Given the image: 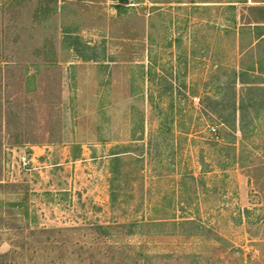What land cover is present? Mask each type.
Segmentation results:
<instances>
[{
	"label": "rangeland",
	"instance_id": "374dc122",
	"mask_svg": "<svg viewBox=\"0 0 264 264\" xmlns=\"http://www.w3.org/2000/svg\"><path fill=\"white\" fill-rule=\"evenodd\" d=\"M0 264H264V0H0Z\"/></svg>",
	"mask_w": 264,
	"mask_h": 264
},
{
	"label": "trees",
	"instance_id": "16d2710c",
	"mask_svg": "<svg viewBox=\"0 0 264 264\" xmlns=\"http://www.w3.org/2000/svg\"><path fill=\"white\" fill-rule=\"evenodd\" d=\"M252 72H255V69L252 70L250 69ZM247 74L246 70L245 69H240L237 73V77H238V81L241 83V84H245V81L243 79V77ZM255 76V75H254ZM247 90V91H253V90H256L254 89L253 87H246L244 89V91ZM200 106L203 108H206L203 104V101L200 103ZM238 123H239V131L241 132L243 130V119H244V113H243V108H242V105L241 103L238 105ZM225 111V107L220 105L219 103L216 104L215 106V109L211 110V111H208L209 114H207V116L210 118V116H213L214 119L218 120L219 121V124H221L222 126H224L225 128L227 129H230V128H234V125L231 123H229L224 117H223V112ZM212 112V113H211ZM234 109L232 110L231 114L233 113V116H234ZM234 119V117H233ZM215 137L217 136L216 134L214 135ZM220 138V137H219ZM112 157H111V161L112 163H116L119 159L118 157L115 155V153H112L111 154ZM115 176H116V173L115 171L112 170L110 171V187H109V198H110V201L111 202H114L116 200V192H115V186H113V182H115Z\"/></svg>",
	"mask_w": 264,
	"mask_h": 264
}]
</instances>
